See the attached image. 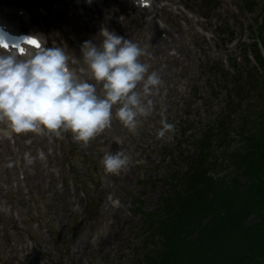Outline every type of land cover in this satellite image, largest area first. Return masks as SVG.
<instances>
[{
  "label": "rangeland",
  "instance_id": "374dc122",
  "mask_svg": "<svg viewBox=\"0 0 264 264\" xmlns=\"http://www.w3.org/2000/svg\"><path fill=\"white\" fill-rule=\"evenodd\" d=\"M72 1L37 0L45 16L41 22L58 36L55 43L66 45L81 60L75 69H86L82 54L79 57L74 50L93 33H87L82 20L70 24ZM162 1L173 8V14L166 11V16L161 12L157 16L165 28L162 33L168 35L164 50L159 47V30L144 28V10L137 15L129 0H106L122 30L106 28L145 49L141 62L164 81L151 97L152 115L141 118L137 134L129 133L115 118L118 106H114L112 127L87 147L70 133L63 140L34 133L10 140L15 146L10 162L14 173L0 180V264H160L164 257L157 251L164 248L161 244L167 235L177 242L196 236L195 223L185 210L175 214L174 203L184 197L181 189L193 185L190 173L196 164L192 163L204 152L197 139L206 123L212 127L218 119L224 123L225 109L245 108L236 104L231 93L240 95L246 105L264 106V71L255 62L257 55L264 59V0H158ZM170 46L175 50H168ZM85 76L87 82L96 83L87 72ZM100 88L97 85L98 92ZM161 119L176 127L171 141L157 138ZM16 137L24 147L14 144ZM117 139L123 142L118 144ZM209 139L204 156L215 164L208 166L214 167L208 174L216 184H207L192 198L197 211L212 206L211 193L239 175L237 164H224L225 153L236 148L221 147L217 135ZM248 146L250 151L253 144ZM38 151L45 152L46 162L37 159L27 165L25 152L35 157ZM105 151H124L132 163L118 176L107 174L101 164ZM237 152L234 157L242 153ZM246 153L239 161H245ZM1 163L8 164L7 157L0 160V168ZM238 181L245 185L244 179ZM256 223L257 217L249 215L244 225ZM253 264H264V258H256Z\"/></svg>",
  "mask_w": 264,
  "mask_h": 264
},
{
  "label": "clouds",
  "instance_id": "9594fccd",
  "mask_svg": "<svg viewBox=\"0 0 264 264\" xmlns=\"http://www.w3.org/2000/svg\"><path fill=\"white\" fill-rule=\"evenodd\" d=\"M99 35L103 38L99 46L92 40L81 45L86 69L79 70L70 67L79 60L66 45L53 41L48 47V39L41 34L19 43L0 36V138L34 133L63 140L70 133L75 142L87 147L112 127L114 106H118L115 118L129 133H138L141 118L152 115L155 102L151 97L159 93L164 81L141 62L147 53L137 43L106 27ZM85 72L95 84L83 78ZM97 85H101L99 92ZM160 123L157 138L171 141L175 125L166 119ZM37 159L46 162L47 155L44 151L35 157L24 154L29 166ZM131 163L132 157L124 151H105L101 160L104 171L117 176Z\"/></svg>",
  "mask_w": 264,
  "mask_h": 264
},
{
  "label": "trees",
  "instance_id": "16d2710c",
  "mask_svg": "<svg viewBox=\"0 0 264 264\" xmlns=\"http://www.w3.org/2000/svg\"><path fill=\"white\" fill-rule=\"evenodd\" d=\"M255 58L260 69L264 71V59L258 55ZM229 61L232 66L236 63L232 57ZM251 66L255 68L254 65ZM257 72L255 71V74L258 75ZM231 95L239 107L245 105V108L225 109L224 123L220 119L215 121L213 127L209 122L206 123L203 134L197 139L198 146L204 152H200L198 159L192 163L196 164L190 173L193 185L190 182L187 189H181L184 191V197L180 202L174 203L173 207L177 215L181 210L187 211L185 214L195 223L196 236L189 238L184 235L186 241L177 242L167 235L166 243L161 244L164 248L157 251V254L164 257L160 264H253L256 258H264V106L258 103L246 105L240 95ZM213 135L219 136L217 140L226 150L230 147L242 152L234 157L238 152L228 149L224 164H237L238 176L245 180V185L241 187L238 176L229 178L224 182L226 185L223 189L211 193V198H214L212 206L209 207L208 204V208L197 211L194 210L192 198L197 192H203L207 184H216L208 174L214 167L208 169L212 164L204 156L209 145L208 140L211 141L209 138ZM249 143L253 144L250 151L246 149ZM245 152V161H239ZM249 215L258 219V223L252 227L244 225ZM205 217L206 222L201 223ZM147 254L151 255V251L147 250Z\"/></svg>",
  "mask_w": 264,
  "mask_h": 264
},
{
  "label": "bare ground",
  "instance_id": "6f19581e",
  "mask_svg": "<svg viewBox=\"0 0 264 264\" xmlns=\"http://www.w3.org/2000/svg\"><path fill=\"white\" fill-rule=\"evenodd\" d=\"M72 4H74V8L72 11L73 16L70 18V24L74 26V23L82 20L87 33H93V35L90 37V40H92L93 43H96L97 46L100 45L99 40L101 36L98 34L100 32V30H98L100 26L101 28L108 27L114 30L121 28L119 24V17L116 18L113 15L114 11L109 5H106V0H91L90 3L89 0H75V2L72 1ZM130 4L132 5L134 14L139 15L141 10H144L146 16L143 17V21L145 24L144 28L146 30L155 33L157 32L156 30H159L158 43L160 50H164L169 45V41L167 40L168 35L162 33V31H165V28L160 24L157 16L159 15V12H161L162 16H166V11L173 14V8L170 9L167 2H158V0H130ZM0 8V35L2 34V36L9 41L11 39L12 43H19L23 38L35 34L43 35L48 39V41L50 39L56 40L58 38V36L53 34L49 27H46V25L41 22L45 16L44 13L38 8L37 0H0ZM93 9L95 10L92 11ZM25 11L29 13V18L25 15ZM94 13L97 14V18L95 20L93 17ZM12 19L17 20L21 28L27 30L28 33H21L19 30H17L13 26V22L11 21ZM29 19L30 21L38 23V27L31 26ZM120 30H122V28ZM62 31H64V29ZM66 42L71 44V42L67 40ZM77 46V49L74 51L80 57L82 54L81 48H79V45ZM168 50H175V48L170 46ZM170 54L173 55V58L177 57L176 52L174 51L170 52ZM80 62L81 60H79V63ZM77 65H70V67H76ZM83 78H86V80L89 81L85 74ZM14 136L16 135L14 134ZM14 144L18 145L19 147H24L21 144V140L17 137ZM14 151L15 146L12 145L9 139L0 138V160H2L4 157H7L8 161V164L1 163L3 166L0 168V180L8 178L9 175L14 173L13 166H11V170L9 169L10 167H8L14 157ZM15 175L16 174H14V176Z\"/></svg>",
  "mask_w": 264,
  "mask_h": 264
}]
</instances>
